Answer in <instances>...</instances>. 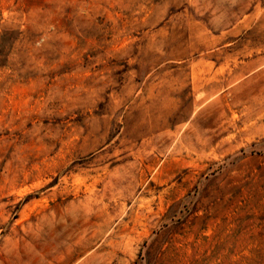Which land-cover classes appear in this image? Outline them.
<instances>
[{"label":"rangeland","instance_id":"obj_1","mask_svg":"<svg viewBox=\"0 0 264 264\" xmlns=\"http://www.w3.org/2000/svg\"><path fill=\"white\" fill-rule=\"evenodd\" d=\"M0 264H264V0H0Z\"/></svg>","mask_w":264,"mask_h":264}]
</instances>
